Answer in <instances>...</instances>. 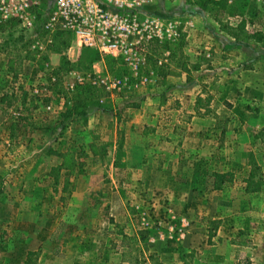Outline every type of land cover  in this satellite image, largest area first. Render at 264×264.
Segmentation results:
<instances>
[{"label": "rangeland", "instance_id": "374dc122", "mask_svg": "<svg viewBox=\"0 0 264 264\" xmlns=\"http://www.w3.org/2000/svg\"><path fill=\"white\" fill-rule=\"evenodd\" d=\"M240 3L238 14L231 16L237 22L218 14L209 0L152 4L155 16L178 25L180 36L171 44L184 38L188 27L205 37L219 35L223 45L233 40L246 49L249 67L233 76L251 88L211 86L197 115L206 119L199 138L225 129L227 139L241 149L245 144L248 152L242 150L234 167L226 165L228 160L221 163L227 173H220L224 182L219 188L209 185L199 163L189 179L200 186H190L186 193L192 198L182 200L176 195L185 194L182 187L136 185L140 172L113 171L111 162L125 163L121 146L115 159L99 143L83 149V137L73 133L76 125L64 122L71 107L67 99L73 100L82 84L69 91L71 76L60 80L54 74L52 80L53 70L44 69V61L37 63L42 57L28 50L29 33L15 22L0 27V97H12L10 105L0 102V264H155L149 254L158 264H264V186L259 192L244 190L251 158L258 168L254 178L264 174V1ZM241 22L243 31H235ZM230 32L240 39H231ZM257 35L261 40L253 38ZM154 44L162 43L146 47L148 55ZM125 72L127 84L138 78ZM84 93V105L111 100L102 88ZM59 99L65 111L58 110ZM241 134L245 140L235 139Z\"/></svg>", "mask_w": 264, "mask_h": 264}, {"label": "crops", "instance_id": "0c3cea01", "mask_svg": "<svg viewBox=\"0 0 264 264\" xmlns=\"http://www.w3.org/2000/svg\"><path fill=\"white\" fill-rule=\"evenodd\" d=\"M149 9L153 11L155 6H149ZM187 30L182 46L175 51L154 44L155 49L148 55L147 67L153 72L152 75L147 73L149 79L146 83L133 78L134 80L129 84L126 82L121 87L129 91L114 94V91L121 88L107 89L104 86H93L84 82L82 86L90 85L110 92L111 100L106 105L104 104L106 101L102 102V100H99L102 105H85V115L71 116L64 121L65 123L71 121L70 123L76 125L73 133L83 137V149L92 148L99 143L103 145L104 152L115 159L114 153L121 146L122 151L125 152L123 153L125 163L117 167L111 162L113 171L128 172V174L140 172L141 178L138 180L139 176L133 181L136 185L143 183L149 186L160 185L164 188L182 187L185 194L181 191L176 193L180 200L184 199L185 195L189 199L192 198L193 195H189L186 191L190 186L199 185L198 183L193 185L189 179V172H196L199 163L203 164L201 171L207 172V177H210L209 185L214 188V175L227 173V170L219 168L224 166L221 163L228 160L226 165L234 167L237 157L242 156V150L248 152L245 144L242 143L243 149H241L237 141L227 139L230 132H226L225 129H221L216 135L208 133L205 139L199 138L204 136L200 131L203 132L206 119L203 114L197 116L200 115L199 111L203 110V105L198 102L204 99L205 92L209 91L211 86H215V90L235 88L237 84L243 88L245 86L251 88L249 82L233 76L235 71L242 75L249 71L245 62L246 49L243 46L233 45V40L232 42L227 40L229 44L223 45V42L219 41V35L205 37L197 29L188 27ZM82 49L74 44L69 49L65 48L63 54L68 60L75 62L82 55ZM163 50L171 53L168 62L158 66L154 56ZM63 54L54 52L51 48L47 51L46 60L49 61L52 70L58 67ZM92 70L100 74L109 73L103 57L92 64ZM72 71L84 75L89 73ZM63 75L71 76V79L75 78L66 73ZM58 79L61 80V77ZM59 101L61 105L58 110L65 111L66 107L62 99ZM72 102L73 100L67 99V103L71 106ZM205 106L208 108L207 105ZM239 136H235V139L238 137L240 140H245V138L241 139L244 137L242 134ZM87 153L90 154L91 151ZM199 156L204 157L205 160L200 162ZM221 157L224 158L221 160ZM249 172L250 169L244 174L245 177ZM200 176L204 177V173ZM119 184L125 185L123 181H119ZM170 197L173 201L172 195Z\"/></svg>", "mask_w": 264, "mask_h": 264}, {"label": "built area", "instance_id": "2783aa9c", "mask_svg": "<svg viewBox=\"0 0 264 264\" xmlns=\"http://www.w3.org/2000/svg\"><path fill=\"white\" fill-rule=\"evenodd\" d=\"M212 1L233 4L246 0ZM153 3L154 0H0V26L15 21L28 32V50L35 58L45 56L57 33L61 32L68 37L69 44L65 48L76 43L81 48L96 49L100 54L120 58L130 75L146 83L147 73L152 75L153 71L147 69L145 48L155 41H174L180 36L176 23L161 20L153 14L149 9ZM228 18L238 21L237 17ZM168 56L165 51L155 58L156 64L163 65ZM44 69L51 70L48 60L44 61ZM66 74L75 77L74 81L66 82L69 91L84 82L119 89L128 80L126 76L115 77L107 73L84 75L70 70ZM51 79H57L53 73Z\"/></svg>", "mask_w": 264, "mask_h": 264}, {"label": "trees", "instance_id": "16d2710c", "mask_svg": "<svg viewBox=\"0 0 264 264\" xmlns=\"http://www.w3.org/2000/svg\"><path fill=\"white\" fill-rule=\"evenodd\" d=\"M212 4V6L216 9V12L219 13H223L224 15H226L227 17H231L235 14H238V9L240 8V6L242 5V1L239 2H235L233 4H227L224 1H212L209 0ZM238 3L240 4V6L238 5ZM15 21H11V22H7L6 24H10V23H14ZM17 23V22H15ZM4 24V25H6ZM1 25L0 27L4 26ZM243 22H241L240 24H238L236 26V28L234 29L235 31H243ZM230 36L234 37V38H238L240 39L239 35L237 33L234 32H230L229 33ZM258 36V35H257ZM253 36V38L257 39V40H261L260 36ZM252 37V36H251ZM183 36L176 42H174V44L172 45L171 43L168 42H163L162 44H160L163 48H169L171 49V51H175L176 49L180 48L182 46L183 43ZM69 44L68 41V37L66 36V34H63L61 32L57 33V37L54 39V42L51 44L50 48L52 51L57 52V53H61L62 49L67 47ZM172 45V46H170ZM86 49L85 51H83V54L75 61V62H71L70 60H68L64 55H61L60 57V64L58 65V67L54 68L53 70V74H55L56 76H58L59 78L67 73L70 70H78V71H84V72H93L92 70V64L95 61L100 60L102 57L105 60V62L108 65V71L111 74L114 75H123L126 74L128 72H125V69L127 71V67L124 66V64L122 63V60L120 58H115L112 57L110 55L108 56H103L101 55L96 49H92V48H83V50ZM170 51V53H171ZM169 53V54H170ZM20 58V56H19ZM47 59L46 56H43L42 59L38 60L37 63L41 64V60L45 61ZM149 60V58H148ZM167 63V62H166ZM90 87L94 88L93 86L90 85H85V86H81L80 90H78L76 92V95L73 99L72 102V106L70 107V109H68L66 111V113L64 114V118L68 119L71 116H83L85 115L84 112V99H85V94L84 92L86 91V89L88 90ZM11 95L8 94H3L0 97V102L1 103H7L8 105H10L9 99H11ZM200 103V101L198 102ZM93 148V147H92ZM251 165H252V169L249 172L248 177L246 178V185H245V192H250V193H254V192H259L262 187L264 186V174L260 175L259 178L255 179L254 178V171L257 170V165L255 164L254 160H252L251 158ZM223 174L217 173L214 175L215 178V184L214 187L215 188H219L221 186V184L224 182V178H223ZM215 226L217 225V222H214ZM32 255L31 253L29 254ZM148 258L151 259V261L155 264H158V260L156 259L154 254H149ZM30 259V258H28ZM31 264H33L31 262Z\"/></svg>", "mask_w": 264, "mask_h": 264}]
</instances>
